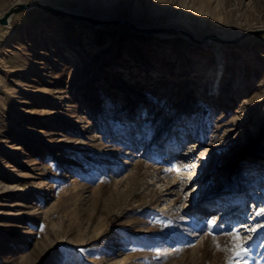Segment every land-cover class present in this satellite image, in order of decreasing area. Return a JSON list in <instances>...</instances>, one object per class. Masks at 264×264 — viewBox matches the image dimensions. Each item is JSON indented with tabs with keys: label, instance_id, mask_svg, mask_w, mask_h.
I'll list each match as a JSON object with an SVG mask.
<instances>
[{
	"label": "rangeland",
	"instance_id": "1",
	"mask_svg": "<svg viewBox=\"0 0 264 264\" xmlns=\"http://www.w3.org/2000/svg\"><path fill=\"white\" fill-rule=\"evenodd\" d=\"M36 1L157 31L38 7L0 25V264H236L213 217L256 228L240 264H264V0ZM174 19L247 32L152 35Z\"/></svg>",
	"mask_w": 264,
	"mask_h": 264
},
{
	"label": "bare ground",
	"instance_id": "2",
	"mask_svg": "<svg viewBox=\"0 0 264 264\" xmlns=\"http://www.w3.org/2000/svg\"><path fill=\"white\" fill-rule=\"evenodd\" d=\"M15 3H17V0L14 2V4ZM13 4V5H14ZM59 9H61V8H59ZM6 10V9H5ZM62 10H65V11H67V10H69V9H66V8H62ZM69 12H71V13H73V14H75V15H82V16H88V17H91V18H93V19H98V20H101V21H108V20H111V19H113L114 17H112V16H92V15H89V14H86V13H83V12H80V11H77V10H69ZM12 18H14L13 16H11L10 18H9V22H8V24L6 25V26H8V25H10V22H12L11 20H12ZM128 21H129V19H127ZM131 22V21H130ZM132 23V22H131ZM133 25H135L136 27H148V26H145V25H141V24H138V23H132ZM155 27H157V28H159L160 30H162V32H157V33H155V34H152V35H159V36H165L166 35V31L168 30V29H180L181 31H186V32H189L190 34H192L193 35V37H194V40L196 41V43H199V41L202 39H204V41H203V43L204 42H209L210 40H211V37L212 36H215V37H217V41H220V39H223V40H229V39H232V38H234V37H238V36H240L241 34H244V33H246L247 31H238V32H236V33H234V34H227V33H224V32H222V31H212V32H210V33H206V34H203V35H198L197 33H194L193 31H191L187 26H186V24L184 23V21H182L181 19H174V20H171V21H168L167 23H165L164 25H161V26H155ZM8 28V27H7ZM255 31L256 30H259V29H254ZM183 33V32H182ZM151 34V33H150ZM183 38H185V39H188L189 40V38L188 37H186V36H184L183 34H181V33H179ZM208 38H210V39H208ZM192 43V42H191ZM215 44H218V43H215ZM220 72V73H219ZM223 72H224V66H223V62H219V63H217L216 64V67H215V69L214 70H211L210 68H207L206 70H204V71H202V73L200 72V74H201V78H207V79H210L211 80V86H210V89L212 90V92H213V90L216 88V86H217V88L219 87V84H220V80H221V76H222V74H223ZM174 73H175V70H169L168 71V74L170 75V76H173L174 75ZM194 81V80H193ZM201 81V80H200ZM214 83H217V85L216 84H214ZM216 85V86H215ZM217 88L214 90V94H215V92L217 91ZM184 127H182L181 129H183ZM82 145V144H81ZM192 148H194V147H191V149ZM16 149V148H15ZM192 151V150H191ZM262 153H264L263 151H262ZM189 154V153H188ZM244 188V186H242L241 188H239V189H236V187L234 188V187H231L230 189L231 190H240V191H242V190H244L243 189ZM258 236V235H257Z\"/></svg>",
	"mask_w": 264,
	"mask_h": 264
},
{
	"label": "water",
	"instance_id": "3",
	"mask_svg": "<svg viewBox=\"0 0 264 264\" xmlns=\"http://www.w3.org/2000/svg\"><path fill=\"white\" fill-rule=\"evenodd\" d=\"M32 7L41 8L44 11L49 12L52 15L58 16L60 18L67 17V16L68 17H73L75 19H82V20L89 21V22H91L94 25L107 24V23L108 24L116 23V24H119V25H124V26H127L129 28H132V29H135V30H139V31H145V32H148V33H154V32L157 31L154 28L153 29H140V28H137L131 22H129L127 20H124V19H112L110 21H101V20H98V19H93V18H90V17L82 16V15H75V14L69 12V11H65V10L50 6L48 4H45L43 2L36 1V0L30 1V2H26V3L18 2V3H15L14 5L10 6L6 11H4L2 14H0V25H7L8 22H9V18L11 16H13L15 13L20 12V11L25 10V9L32 8ZM174 30L180 31L178 29H174ZM256 32L257 33H264V29L263 30L250 31L249 34H253V33H256ZM211 38L213 40H218L217 37H215V36H212Z\"/></svg>",
	"mask_w": 264,
	"mask_h": 264
},
{
	"label": "snow or ice",
	"instance_id": "4",
	"mask_svg": "<svg viewBox=\"0 0 264 264\" xmlns=\"http://www.w3.org/2000/svg\"><path fill=\"white\" fill-rule=\"evenodd\" d=\"M256 215H264V209L258 211ZM206 224L209 229L216 227H218L221 230L227 229L226 231H224V234L230 238V241L232 243V248L230 250L233 252V259L235 260L236 264H240V261H242L244 257L248 255L249 252V247H248L249 240L243 237L242 230L256 232L257 229L246 228L243 225L232 226L225 223L217 225L215 221V217L207 220ZM216 246L220 248L219 243H217ZM229 264H232V261H230Z\"/></svg>",
	"mask_w": 264,
	"mask_h": 264
}]
</instances>
